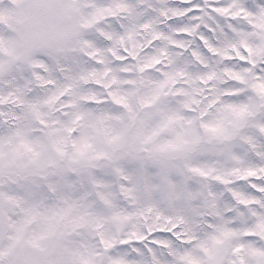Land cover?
I'll use <instances>...</instances> for the list:
<instances>
[{
  "label": "snow or ice",
  "instance_id": "1",
  "mask_svg": "<svg viewBox=\"0 0 264 264\" xmlns=\"http://www.w3.org/2000/svg\"><path fill=\"white\" fill-rule=\"evenodd\" d=\"M0 264H264V0H0Z\"/></svg>",
  "mask_w": 264,
  "mask_h": 264
}]
</instances>
